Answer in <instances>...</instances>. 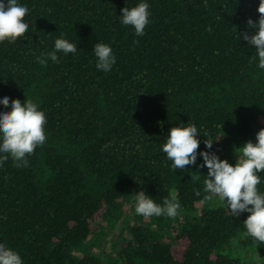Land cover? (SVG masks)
Listing matches in <instances>:
<instances>
[{
	"label": "trees",
	"instance_id": "1",
	"mask_svg": "<svg viewBox=\"0 0 264 264\" xmlns=\"http://www.w3.org/2000/svg\"><path fill=\"white\" fill-rule=\"evenodd\" d=\"M140 2L19 0L28 31L0 42V100L9 97L0 112L32 99L47 119L26 167L0 165V243L23 264H242L223 249L248 214L204 200L199 152L234 166L235 149L264 128V69L238 36L258 31L247 21L258 22L260 0H143L149 23L137 36L120 20ZM61 37L77 52L38 63ZM96 43L112 48L108 72L96 67ZM180 123L196 125L200 144L196 165L173 170L162 146ZM140 191L157 204L174 191L179 215H137ZM126 201L135 205L124 212ZM128 213L138 224L122 228ZM246 242L247 260L264 264V243Z\"/></svg>",
	"mask_w": 264,
	"mask_h": 264
},
{
	"label": "clouds",
	"instance_id": "2",
	"mask_svg": "<svg viewBox=\"0 0 264 264\" xmlns=\"http://www.w3.org/2000/svg\"><path fill=\"white\" fill-rule=\"evenodd\" d=\"M149 4L140 2L137 6L121 10L123 25L132 26L137 36H143L145 27L149 23ZM27 6L19 3V0H0V42L7 40L14 43L23 37L28 31L29 25L25 21L28 14ZM259 20L254 23L251 18L247 24L249 28L258 29L254 34L244 32L239 36L249 45L255 47L258 57V67L264 69V0H260L258 9ZM77 44L64 38H57L54 50L38 58V63L44 65L50 59L58 63V52L65 55L76 53ZM93 52L97 58L96 67L108 72L116 63L112 48L105 43H96ZM5 108L9 106V97L0 100ZM11 110L0 112V165L9 157L15 166L26 167L29 163L27 157L32 155L37 148L46 142L45 113L40 110L38 104L32 99H26L23 103L19 99L11 101ZM198 129L195 124L180 123L178 127L169 130L166 143L162 151L172 161L173 170H184L188 165H196L200 141L197 139ZM207 149H212L213 141L205 140ZM238 159L233 166L226 159L221 160L211 151H201L203 158L200 168L207 167V176L203 180L204 200L213 196L225 201L230 214L238 217L241 213L248 212L244 221L246 235L264 243V193L258 190L261 183L258 173L264 172V128L256 133V142L247 141L242 147L235 149ZM200 191L196 195H200ZM135 213L143 217L167 216L176 218L179 215L181 204L177 194L172 191L164 198L162 204H157L154 199L140 191L135 194ZM251 206V207H250ZM0 264H23L20 255L4 243H0Z\"/></svg>",
	"mask_w": 264,
	"mask_h": 264
},
{
	"label": "rangeland",
	"instance_id": "3",
	"mask_svg": "<svg viewBox=\"0 0 264 264\" xmlns=\"http://www.w3.org/2000/svg\"><path fill=\"white\" fill-rule=\"evenodd\" d=\"M258 132V128L255 130L254 132V135L249 138L247 141L249 140H252L255 136H256V133ZM246 141V140H244ZM242 141V142H244ZM256 142V139L253 141V143ZM236 160L238 159V157L236 156L235 157ZM214 202L218 203L216 204V207H227V204L225 201H221L219 199V197L216 196V198L214 199ZM134 202L132 201H126L124 202V207L125 209H128V210H124V212H127V211H130V209L134 206ZM212 206L214 207L213 205V202H212ZM248 215H250V213L247 212ZM122 217L120 216L119 217V220H118V223H119V226L122 227V228H127L128 226H126V221L129 222L130 226L134 227L135 225H137L138 223H136L135 221V217L134 215L128 213L127 215L123 216V220L121 219ZM140 219V218H139ZM121 220V221H120ZM142 220V219H140ZM147 221L143 222V223H146ZM117 221L115 222V224H118ZM153 230H155V228H153ZM247 237L248 235H246V232L244 233H241L239 234L238 236H236L235 238H233L229 244V246L226 247L223 249V253L225 254H229V255H232L233 257H236L238 258L242 264H255V262H253L252 258H248L247 260V255L249 254L251 248H250V245L247 244Z\"/></svg>",
	"mask_w": 264,
	"mask_h": 264
}]
</instances>
